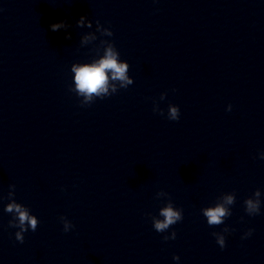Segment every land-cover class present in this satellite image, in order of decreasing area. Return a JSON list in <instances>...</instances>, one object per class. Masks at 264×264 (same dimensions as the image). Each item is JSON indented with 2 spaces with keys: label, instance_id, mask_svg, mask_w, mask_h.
<instances>
[{
  "label": "clouds",
  "instance_id": "clouds-1",
  "mask_svg": "<svg viewBox=\"0 0 264 264\" xmlns=\"http://www.w3.org/2000/svg\"><path fill=\"white\" fill-rule=\"evenodd\" d=\"M70 27L66 22L61 21L50 25L52 31L67 29ZM78 28H92V21L85 16H81L76 22ZM100 36L111 37L113 32L110 28L101 25L99 20H96L95 32H87L82 35L80 39V46L93 44ZM66 39H71L70 34ZM96 57L91 62L86 63H73L71 65V72L73 75V85H69L68 90L76 94L80 100V106H90L96 99H104L119 91V89H126L134 83L133 78L128 75L129 64L127 61L120 59V53L115 47L114 43L109 40L100 39L98 45H94ZM102 50V54L101 53ZM175 91V89H173ZM167 93H161L160 100H164ZM231 105L228 106V111H231ZM153 111L159 115H165L164 110L159 108V105L154 102ZM167 119L171 121H178L180 119V108L178 105L169 104L167 110ZM255 158V157H254ZM259 159L264 160V152L259 153ZM157 199L165 198L166 203L159 209L158 216H151L152 226L158 233L166 232L171 226L182 221L183 209L174 206L169 194L163 190L158 191L156 194ZM261 191L257 189L252 196L244 200V210L248 216H256L261 213ZM15 185H9L7 199L9 202L5 205L3 211L11 215L8 221L9 228H16L15 232L16 241L24 242V233L31 230L35 232L40 224L37 216L33 215L30 209L18 203L15 200ZM5 197L0 196V200ZM236 202L235 192L224 193L219 196L214 206H208L201 209L202 215L206 217L209 227H215L224 224L225 220L232 215L231 206ZM63 231L69 232L74 228V225L65 216L59 217ZM243 220V217H241ZM234 229L225 225L221 232H213L212 236L215 237L216 243L223 249L226 246V235ZM254 229H248L244 233L242 239L252 235ZM176 232H171L170 235L164 236V241L175 239ZM180 257L174 255L173 260L179 261Z\"/></svg>",
  "mask_w": 264,
  "mask_h": 264
}]
</instances>
